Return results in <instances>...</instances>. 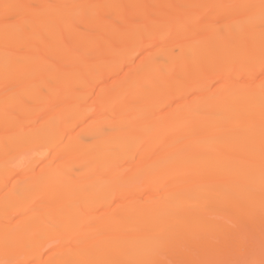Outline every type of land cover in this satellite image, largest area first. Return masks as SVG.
Listing matches in <instances>:
<instances>
[{
  "label": "bare ground",
  "instance_id": "obj_1",
  "mask_svg": "<svg viewBox=\"0 0 264 264\" xmlns=\"http://www.w3.org/2000/svg\"><path fill=\"white\" fill-rule=\"evenodd\" d=\"M261 239L264 0H0V264H256Z\"/></svg>",
  "mask_w": 264,
  "mask_h": 264
},
{
  "label": "rangeland",
  "instance_id": "obj_2",
  "mask_svg": "<svg viewBox=\"0 0 264 264\" xmlns=\"http://www.w3.org/2000/svg\"><path fill=\"white\" fill-rule=\"evenodd\" d=\"M256 245H257V248L260 251V253L255 258V260H256V264H259V262L261 260H264V253H262V251L264 250V240L263 239L258 240L257 243H256Z\"/></svg>",
  "mask_w": 264,
  "mask_h": 264
},
{
  "label": "snow or ice",
  "instance_id": "obj_3",
  "mask_svg": "<svg viewBox=\"0 0 264 264\" xmlns=\"http://www.w3.org/2000/svg\"><path fill=\"white\" fill-rule=\"evenodd\" d=\"M5 7H8L7 5ZM251 264H255V262H251ZM259 264H264V260H261Z\"/></svg>",
  "mask_w": 264,
  "mask_h": 264
}]
</instances>
